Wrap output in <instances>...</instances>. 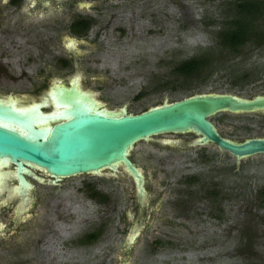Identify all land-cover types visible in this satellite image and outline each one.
Instances as JSON below:
<instances>
[{
  "label": "rangeland",
  "instance_id": "374dc122",
  "mask_svg": "<svg viewBox=\"0 0 264 264\" xmlns=\"http://www.w3.org/2000/svg\"><path fill=\"white\" fill-rule=\"evenodd\" d=\"M235 3L236 0H105L89 11L79 10L81 16L93 20L85 35L71 30V13L63 8L55 14L56 20L52 18L57 23L43 18L56 26L50 25L42 33L56 35L51 32L63 27L64 38L80 41L76 46L79 55L76 66L68 63L64 68L51 62V72L64 81L71 74L81 75L82 85L104 106L118 110L126 105L130 113L197 93H232L248 99L262 95L264 45L248 44L237 52L216 47V32L224 20L234 15ZM58 50L64 51L61 47ZM202 53H211L213 64L201 78L176 72L181 62ZM14 67L18 74L24 69L21 63ZM39 68L34 65L28 69L32 71L30 79H2L1 94L30 97L25 102L41 96L43 90L38 92L37 87L43 82L33 76ZM211 120L223 136L232 140L264 138V112H223ZM192 139L193 134H164L135 146L131 159L147 175L152 190L149 223L142 227V235L129 255L120 252L123 238L117 236V251L76 256L87 260L83 264H264V198L259 195L264 191V154L238 160L214 144L186 149L164 143ZM105 175L106 172L102 176L80 175L63 183L132 187L123 170ZM192 181L194 185L190 186ZM64 195V207L76 209L79 203L71 193ZM128 206L129 213L137 216L131 212L132 203ZM41 210L42 207L35 208L34 213L41 215ZM1 216L4 221L10 219L8 210ZM158 236L159 243H153ZM146 248L152 249L151 254ZM38 258L32 264L40 262L42 257Z\"/></svg>",
  "mask_w": 264,
  "mask_h": 264
},
{
  "label": "flooded vegetation",
  "instance_id": "af4514ba",
  "mask_svg": "<svg viewBox=\"0 0 264 264\" xmlns=\"http://www.w3.org/2000/svg\"><path fill=\"white\" fill-rule=\"evenodd\" d=\"M104 1L0 0V81L2 79L17 81L25 77L30 79L32 71L28 69L38 65L40 68L33 76L34 79L42 80V86L37 87V91H43L40 93L41 96L35 99L43 98L55 80H58L51 72V64L64 68L68 63L76 66L75 59L79 55L76 46L80 42L75 38H64L61 32L63 27L57 32L52 28L51 33L56 35L48 36L42 33L47 32L50 25L53 26L43 18L55 19V14L67 8L71 13L68 16L72 17L70 28L76 33L82 25L81 22H93L87 16H81L79 10L89 11ZM82 3L92 5L81 7ZM53 19L52 21L57 23ZM39 22L43 24L36 25ZM17 45L20 49L16 48ZM23 46H26L27 50L23 49ZM59 47L64 51L60 52ZM49 56L51 59H47ZM19 63L24 66L20 74L14 67ZM77 75L79 74H71L65 82L71 83ZM1 93L0 91L1 97L7 99L10 96L18 97L24 103H32L35 100L33 98L30 102H25V99L30 97L15 96L14 93L4 96ZM43 110L52 112L57 108L51 103ZM56 123L50 124L54 126ZM193 140L178 142L177 145L187 149L188 143ZM27 168L29 172L23 174L27 185L20 182L15 165L0 169V172L8 173L6 184L0 190V264H32L39 256L42 259L38 263L35 262L36 264H83L87 260H81L76 256H97L117 251V248H114L117 236L123 238L120 252L126 256L132 252L134 243L142 235V227L149 223L152 215L148 210L152 190L146 174L147 193L141 200L139 191L130 177L131 188L116 189L93 182L65 184L63 181L67 178L57 180L43 169L35 166ZM105 172V176L111 173L109 170ZM189 185H194V181ZM64 192L71 193V198L79 203L76 204V209L64 207L62 202V197L66 198ZM129 203H132L131 212L137 216L129 213ZM40 207L41 215L34 213L35 208ZM4 210L10 213V219L7 221L1 216ZM81 212H86L87 216L81 217ZM160 239L161 237H156L153 243H159ZM146 250L151 254V248ZM62 256H65L64 259Z\"/></svg>",
  "mask_w": 264,
  "mask_h": 264
},
{
  "label": "water",
  "instance_id": "95a60500",
  "mask_svg": "<svg viewBox=\"0 0 264 264\" xmlns=\"http://www.w3.org/2000/svg\"><path fill=\"white\" fill-rule=\"evenodd\" d=\"M91 5L82 3L81 7ZM81 81V75L69 84L55 80L46 95L32 103L0 96V169L15 165L23 185L28 184L23 174L31 166L57 180L86 174L102 176L106 170L115 175L122 169L142 200L147 193L145 173L131 159V152L141 141L164 134H193L195 139L189 147L214 144L238 160L264 154V138L232 140L211 120L223 112H264V94L248 99L232 93H197L130 113L126 105L118 110L104 106ZM51 103L57 110L44 111ZM51 122L57 123L52 126ZM7 177L8 173L0 172V190Z\"/></svg>",
  "mask_w": 264,
  "mask_h": 264
},
{
  "label": "trees",
  "instance_id": "16d2710c",
  "mask_svg": "<svg viewBox=\"0 0 264 264\" xmlns=\"http://www.w3.org/2000/svg\"><path fill=\"white\" fill-rule=\"evenodd\" d=\"M262 21H264V0H236L234 15L224 20L216 32V47L237 52L248 44L264 45ZM81 23L76 33L85 35L91 29L92 23ZM210 54L202 53L185 60L175 70L184 77L201 78V75L207 72L213 64V57ZM259 195L264 198V191H260Z\"/></svg>",
  "mask_w": 264,
  "mask_h": 264
},
{
  "label": "bare ground",
  "instance_id": "6f19581e",
  "mask_svg": "<svg viewBox=\"0 0 264 264\" xmlns=\"http://www.w3.org/2000/svg\"><path fill=\"white\" fill-rule=\"evenodd\" d=\"M73 43V42H72ZM73 45V44H72ZM77 78H78V75H77ZM48 104V103H47ZM56 106V105H55ZM62 235V234H61Z\"/></svg>",
  "mask_w": 264,
  "mask_h": 264
}]
</instances>
